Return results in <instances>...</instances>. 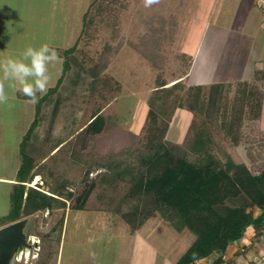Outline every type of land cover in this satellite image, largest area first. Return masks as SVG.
Wrapping results in <instances>:
<instances>
[{"label":"rangeland","instance_id":"rangeland-1","mask_svg":"<svg viewBox=\"0 0 264 264\" xmlns=\"http://www.w3.org/2000/svg\"><path fill=\"white\" fill-rule=\"evenodd\" d=\"M178 1L159 0L157 4L145 7L143 0H0V15L5 17V24L16 22L23 32L20 36H13L12 40H34L36 47L47 43L59 54L66 50L65 55H61L62 63L51 69L54 85L50 87L39 109L38 103H29L20 92L10 98L12 107L0 105V175L17 176L23 163V146L25 152L34 157L40 172V181L34 184L35 176L28 183V188L35 187L49 194L59 190V198L66 202L65 205L59 204L18 219L25 222L22 227L27 235L25 255L20 260L15 256L8 260V252L0 251V264L85 263L80 259L84 249H95L89 245L79 247L82 244L79 233L82 227L73 216L69 220L68 233L59 257L64 219L76 210L74 206L78 203L77 198L91 183H95L96 187L84 209L97 213L113 212L122 217L116 207L126 211L135 205L133 199L127 202L123 199L130 182L120 180L116 184L109 177L118 162L138 164L142 152L147 149L148 126L151 123L150 100L155 101L157 126L163 125L165 120L169 121L165 136L167 140L181 143L188 133L193 139V134L206 129L212 137L211 152L222 161L233 159L254 168L263 159L255 158L253 163L250 150L255 152L259 148L264 135L243 125L239 132L241 140L235 144L233 135L238 133L237 129L234 128L228 134L222 127V115H218L216 122L208 118L212 112L208 110L212 84L208 83L226 81L242 73L244 76L250 71L251 66L244 59V52H239V29L230 31L231 38L217 47L212 43V48L218 49L219 55L223 54L213 57L211 71L208 72L207 80H204L207 82L203 86L205 111L195 114L186 107L173 110L175 98L180 96L187 103L185 98L198 86L192 85L191 79L186 76L192 60L181 53L182 47L177 40L175 29L178 14L175 9L178 13L180 10L174 6ZM2 38L10 40L11 37L5 38L3 35ZM148 41H152L153 45L161 41L160 52L156 54L162 58V66L144 58L135 47L137 45L156 51L157 46L148 47ZM63 47L64 50L61 49ZM74 47L75 50L70 51ZM4 57L6 54H0V58ZM102 63L105 68L99 71ZM179 79L178 87L171 91H158L160 82L171 86ZM247 84V101L254 103L263 92L262 84L255 80ZM243 88V81L224 83L222 102L225 103L224 108L228 109L229 119L233 103L238 96L240 98ZM162 96L168 98L166 114L157 107L163 101ZM58 99L59 110L53 118L52 111ZM97 112L106 118L104 128L100 133L87 134L86 127ZM251 115H255L254 111L252 114L247 113L245 118ZM36 117L37 125L27 136ZM189 154L195 158L191 151ZM109 163L113 166L109 167ZM104 174H108V177H104ZM14 186L0 182V227L14 223L4 221L10 211ZM67 191L72 192L73 196H68ZM5 232L10 234L8 229ZM103 242L106 243L105 240Z\"/></svg>","mask_w":264,"mask_h":264},{"label":"trees","instance_id":"trees-1","mask_svg":"<svg viewBox=\"0 0 264 264\" xmlns=\"http://www.w3.org/2000/svg\"><path fill=\"white\" fill-rule=\"evenodd\" d=\"M147 43L148 47L153 45L152 41ZM135 47L156 65L162 61L154 49L137 45ZM155 47L151 46V48ZM65 53L66 50L61 52L63 55ZM104 68L105 64L102 63L99 71H103ZM179 83L180 81H177L167 86L166 82H160L158 91H171L172 88L178 87ZM247 83L243 81L242 94L240 98L239 96L236 98L235 104L233 103L230 119L228 109L224 108L225 103L222 102L224 83H213L210 87L212 105L208 106V110L212 112L210 111L208 118L216 122L218 115H222V127L228 134L234 128L237 129L238 133L233 135L235 144L241 140L239 132L247 113L252 114L254 111L255 115H260L262 107L263 92L259 95L260 99L256 98L254 103L247 101ZM203 94V86H195L192 94L185 98L187 103L180 96L175 98L173 110L176 107H186L195 114L204 112L206 102ZM45 98L46 95L39 99L37 109ZM162 99V103L157 107L162 108V112L166 114L168 98L162 96ZM59 103L60 99L53 108V118L57 115ZM150 108L151 123L148 126L147 149L142 152L138 164L118 162V166L109 177L116 184L120 180H128L130 186L123 199L126 202L132 199L136 201L135 205L126 211H122L120 207H116V210L121 211L123 219L133 230L140 228L154 212H158L177 230L187 228L193 232L196 236L195 240L176 264H193L191 259L193 252L198 253L200 259L218 254L213 264H220L228 247L241 239L248 227L253 226L257 236L264 233V143H260L259 148L256 146L255 152L250 150V153L256 154L250 155L253 163L256 161L255 158L263 157L254 168L245 162L239 163L233 159L222 161L211 152L212 137L206 129L193 134V139L188 133L183 142H172L165 138L169 121L165 120L163 125L158 127L155 101L150 100ZM169 108L171 110L170 106ZM92 118L93 120L86 127V133L102 132L106 118L100 112L94 114ZM37 122L38 117L34 120L27 136L33 132ZM21 151L23 163L17 171L12 204L9 213L4 217L5 222L16 221L24 215L66 203L59 198V190H53V194H49L35 187L28 188V183L32 182L40 172L37 170L34 157L25 152V147L22 146ZM189 151L195 155V158L190 157ZM108 166L113 165L109 163ZM107 175L104 174V177H108ZM95 187V183H91L77 198L78 203L74 208L84 209ZM66 194L73 196L69 191ZM257 209L261 210V213L255 215Z\"/></svg>","mask_w":264,"mask_h":264},{"label":"crops","instance_id":"crops-1","mask_svg":"<svg viewBox=\"0 0 264 264\" xmlns=\"http://www.w3.org/2000/svg\"><path fill=\"white\" fill-rule=\"evenodd\" d=\"M176 5L174 7H177V10L179 8L180 12L178 13L175 9L178 14V25L175 30H177L179 45L182 47L181 53L192 60L191 68L186 74L191 79L192 85L205 86L204 84L207 83L204 80H207L208 72L211 71L213 57L220 53L218 49L212 48V43L217 47L221 42L231 38L230 31L234 28L239 29L241 32L239 52H244V59L251 66L250 71L244 76L242 73L239 77L232 76L226 81L213 83L226 84L255 80L262 84L263 102L260 115L246 117L244 126L251 127L255 129V133L264 135V16L257 0H179ZM22 33V29L16 25V22L11 21V24H5V17L3 14L0 15V54H6V57L19 56L31 44L36 47L34 40H12L13 36ZM3 35L5 38L11 37L10 40L3 39ZM145 35L147 36L148 33ZM160 46L161 41L157 44L155 53L160 52ZM61 49L64 50V47ZM222 54L223 52L219 56ZM144 58L148 59L145 56ZM257 73L259 75H256ZM262 142L264 143V140ZM0 182L15 185L16 177L0 175ZM260 213L259 209L255 211V215ZM71 216L77 219L82 227V231L79 232L82 244L79 247L89 245L95 249V251L84 249L80 256L84 264H176L196 238L195 234L187 228L177 230L158 212H154L140 228L133 230L129 223L116 213L108 211L97 213L87 209H76L72 211V214H67L64 219L65 226L59 242V257L63 241L68 233L66 229ZM8 225H1L0 229ZM104 240L106 243L103 242ZM90 252L97 254L98 262L93 261ZM262 254H264V233L257 236L255 228L250 226L241 239L228 247L224 256L228 264H264L260 261ZM217 257L218 254H214L203 258L202 261Z\"/></svg>","mask_w":264,"mask_h":264},{"label":"clouds","instance_id":"clouds-1","mask_svg":"<svg viewBox=\"0 0 264 264\" xmlns=\"http://www.w3.org/2000/svg\"><path fill=\"white\" fill-rule=\"evenodd\" d=\"M159 0H143L145 7H151ZM62 63L58 51L44 43L38 47L28 46L19 56L0 58V105H8L10 98L20 92L28 97V102L36 104L54 85L51 69ZM39 93V95H37ZM93 261L97 259L95 252H90ZM193 264H203L198 253L193 252Z\"/></svg>","mask_w":264,"mask_h":264},{"label":"water","instance_id":"water-1","mask_svg":"<svg viewBox=\"0 0 264 264\" xmlns=\"http://www.w3.org/2000/svg\"><path fill=\"white\" fill-rule=\"evenodd\" d=\"M24 224V221L14 222L0 230L2 231L0 232L2 242H0V251L2 253L8 252V260L15 256L21 245L25 246L27 235L22 231ZM7 229L10 231V234H6L5 230Z\"/></svg>","mask_w":264,"mask_h":264},{"label":"built area","instance_id":"built-area-1","mask_svg":"<svg viewBox=\"0 0 264 264\" xmlns=\"http://www.w3.org/2000/svg\"><path fill=\"white\" fill-rule=\"evenodd\" d=\"M258 6L262 9L263 11V16H264V0H257ZM215 259H210L207 258L203 260V264H213ZM260 261L264 262V254L260 256ZM220 264H228V260L225 258V256H222V262Z\"/></svg>","mask_w":264,"mask_h":264},{"label":"bare ground","instance_id":"bare-ground-1","mask_svg":"<svg viewBox=\"0 0 264 264\" xmlns=\"http://www.w3.org/2000/svg\"><path fill=\"white\" fill-rule=\"evenodd\" d=\"M40 181V177L37 176L35 178V181H34V184H37L38 182ZM33 241L36 242V240L34 238H32ZM28 254V253H27ZM25 255V252H24V245H21L19 247V250L17 251V253H15V257L14 258H17L18 260H20L21 258H23V256Z\"/></svg>","mask_w":264,"mask_h":264}]
</instances>
